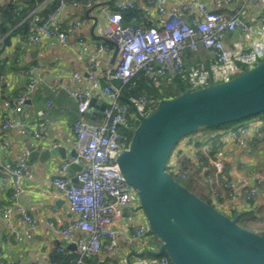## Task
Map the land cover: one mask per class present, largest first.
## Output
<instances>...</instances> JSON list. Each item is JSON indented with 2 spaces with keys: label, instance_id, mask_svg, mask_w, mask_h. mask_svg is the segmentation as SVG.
Here are the masks:
<instances>
[{
  "label": "crops",
  "instance_id": "1",
  "mask_svg": "<svg viewBox=\"0 0 264 264\" xmlns=\"http://www.w3.org/2000/svg\"><path fill=\"white\" fill-rule=\"evenodd\" d=\"M45 1L37 3L32 11L40 13ZM119 1L125 0H90L86 4L77 5L67 3L58 17L67 35L65 47L53 39L36 46L20 34H12L7 44L0 41V58L7 59V70L1 75L0 84V124L4 111L2 99H10L25 88L28 81L26 72L31 67H37L41 83L30 94L20 116L31 127H37L43 118H47L40 139L21 128L4 130L0 127V141L4 139L8 144L7 149L1 153L4 167H0V205H6L12 200L10 169L16 162L25 161L28 169L22 178L23 191L17 200L37 221L31 226L15 214L13 221L18 234L14 236L0 219V260L5 264H74L77 258L75 244L45 224L47 219L58 227H67L74 236L87 237L86 233L72 226L74 215L68 210L66 201L53 183L54 177H64L75 182V175L79 170V164L76 163H70L65 169L60 167L62 161L68 160L75 149L76 137L72 125L78 117L76 101L64 88L89 91L91 99L94 98L93 111H98L100 104L106 102L101 90L91 86L87 73L92 72L101 86L109 83L105 77L106 71L114 65L118 52L117 47L104 38L102 28ZM132 1L135 2L132 9L137 10L147 23L160 25L159 13L155 7L147 11L145 3ZM185 1L187 0H166L163 18L171 21L184 20L186 14L182 12L180 5ZM203 1L209 9L225 15L232 13L241 3L240 0H232L230 3ZM27 5V0H0V11L12 6L18 9ZM242 14L252 24H262L264 0H259L258 5H249ZM223 39L225 45L231 48L246 40L237 32L227 33ZM100 44H105L107 48L98 51ZM185 52L182 53V59L186 70L194 68L198 63L209 65L211 55L203 47L190 50V54ZM109 84L120 88L123 94V87L118 81L113 80ZM85 118L90 120L86 116ZM263 122L258 116L245 120L243 123L247 131L238 133L236 137L229 134V128L207 129L206 132L187 135L174 146L167 166H181L185 160L195 161L191 142H208V137L213 136L216 148L214 157L209 158V165L211 159L221 160L235 191V196L228 202H221L219 208L227 211L230 205L240 206L246 190L264 179V154L254 145L255 138L260 136L259 128L263 126ZM205 170L206 167H203L201 172ZM243 206L250 207L256 215L264 217V191L258 190L253 202ZM111 226L115 230V246L107 248V239H102L98 254L84 256L81 264H128L127 257L129 264H158L157 256L150 255L147 251H156L160 245L159 239L152 235L146 241L129 238L134 227L148 228L142 210L124 211L122 217L114 220Z\"/></svg>",
  "mask_w": 264,
  "mask_h": 264
},
{
  "label": "built area",
  "instance_id": "2",
  "mask_svg": "<svg viewBox=\"0 0 264 264\" xmlns=\"http://www.w3.org/2000/svg\"><path fill=\"white\" fill-rule=\"evenodd\" d=\"M145 3L147 11L155 7L160 17L159 26L141 27L122 22L121 11L132 9L135 2L125 0L116 2L114 10L108 15L103 28L104 38L117 47V59L106 71V79L118 81L121 85H133L134 76L141 74L154 84L166 74L172 76L184 69L182 53L194 51L198 47L207 50L211 59L209 65L198 63L188 70L187 77L191 87H202L210 83H218L241 73L257 64L264 58V21L262 24H252L243 17L242 12L249 5H258L259 0H240L239 7L225 15L209 9L203 0H187L180 8L186 14L184 20L171 21L163 18V5L166 0H137ZM230 3L232 0H216ZM68 2L60 0L55 8L46 16L41 17L32 11L29 21L28 39L36 46L50 39L60 46L67 45V35L61 27L58 17ZM71 5H77L71 2ZM195 14V15H194ZM84 20L82 21V24ZM239 33L244 42H238L234 48L224 43L227 33ZM105 44L98 46V51L106 49ZM37 67L27 70L28 81L24 89L10 99H2L4 111L1 117V129L21 128L33 137L40 139L44 129L43 118L37 127H31L20 116L32 91L41 83L36 72ZM87 76L93 88H99L106 97L107 107L103 110L101 122H89L84 112L88 108L91 94L79 88L65 87L64 90L76 101L78 117L73 122L75 134L76 155L62 161L61 169L70 163L79 164L75 182L64 177H54L53 183L58 188L60 196L66 201L68 210L74 215L72 226L87 234L86 238L74 236L67 227H58L52 220H45L52 230L60 233L64 239L76 246L77 258L74 264H81L84 256L98 254L102 239H107L106 247L113 248L116 244L114 220L122 217L124 211L140 209L138 197L131 185L125 182L116 157L128 147L130 142L131 114L128 105L120 101L121 90L109 83L100 85L97 77L90 71ZM2 76H0V84ZM54 90L57 92L56 88ZM129 105L140 112L145 107H153L155 103L144 95L129 100ZM247 131L245 127L229 131L232 137ZM7 141H0V167H4L1 153L7 149ZM210 166L214 168L212 175H206L212 203L220 206L235 196L232 182L223 169L219 159H211ZM28 164L18 161L10 169L12 200L6 205H0V219L9 231L17 236L18 230L13 216L18 214L21 219L31 226L36 219L17 200L22 193V178L27 172ZM166 169L177 172L181 166L169 164ZM185 177V174L182 173ZM259 182V181H258ZM258 191V185L250 186L245 193V199L253 198ZM149 229L134 227L129 238L134 241H146ZM63 249V248H61ZM158 264H172L166 254L157 256ZM0 264H5L0 260ZM48 264H58L49 262Z\"/></svg>",
  "mask_w": 264,
  "mask_h": 264
},
{
  "label": "water",
  "instance_id": "3",
  "mask_svg": "<svg viewBox=\"0 0 264 264\" xmlns=\"http://www.w3.org/2000/svg\"><path fill=\"white\" fill-rule=\"evenodd\" d=\"M107 105L93 111L92 98L83 115L101 122ZM130 109L138 124L116 162L136 192L149 231L161 241L147 253L166 254L172 264H264V235L241 227L237 214L229 217L198 198L166 169L181 138L264 111V58L230 79L162 98L147 114Z\"/></svg>",
  "mask_w": 264,
  "mask_h": 264
},
{
  "label": "trees",
  "instance_id": "4",
  "mask_svg": "<svg viewBox=\"0 0 264 264\" xmlns=\"http://www.w3.org/2000/svg\"><path fill=\"white\" fill-rule=\"evenodd\" d=\"M42 1L43 0H27L28 5L26 7L17 9L16 7L14 8L12 6L0 11V41H3L4 43L7 44L12 34H20L24 38H28L29 21H30V16L28 15V13L36 7L37 3ZM59 1L60 0H46L42 5L44 7L42 8V10H40V13L38 11L36 12L41 17L46 16L55 8V6L59 3ZM66 1L68 3L76 2L77 4H86L90 2V0H66ZM121 17H122V22L124 24H130V25L132 24L141 27L152 26L150 23L146 22V19L142 17L137 10L134 9H127L121 11ZM140 22L142 23L140 24ZM13 27L15 28L11 32H9L10 29H12ZM185 53L190 54V50H186ZM6 64H7L6 57L0 58V76L6 72L7 70ZM186 69L187 67L185 66L181 73L172 76L166 74L160 79L158 84H154L148 78L144 77L141 74V72H138L134 76L135 83L133 85L131 86L127 84L122 85L123 94L121 93L120 101L128 105V109L132 114L129 105V100L135 97L144 95L150 101H153L156 104L160 99L177 96L186 89L192 90L199 88V87H195V88L191 87V82L187 77L189 69L188 70ZM154 106L145 107L142 113L147 114L151 109L154 108ZM255 116L260 117L262 122L264 121V111L256 115H253V117ZM247 119H249V117L245 119H241L239 121L229 122L216 127H212V129L229 128L231 130L236 131L237 129L244 127L245 123L243 122ZM130 122H131V129L129 132V136L132 135L134 128L138 124L137 119L133 115H131ZM207 129H209V127L207 126L200 127L190 135L196 134L198 132H206ZM259 130H260V136H257L255 138L254 145L264 154V124L261 128H259ZM207 141L208 142L193 140L191 142V145L194 148L195 161H190V160L183 161L181 165L182 169L178 170L177 172H171L172 176L180 184H182L184 187H186L188 190L194 193L198 198L202 199L205 202L213 204V206H215L217 209H219L229 217H232L233 215L237 214L238 215L237 223L241 227L264 235V217H261V215H256L255 212L250 207L243 206V204L245 205L253 202L255 196L247 200L243 198L242 205L240 206L230 205L227 211H224L223 209L219 208L218 205L212 203V199L209 191V183L207 179H205V177L206 175H212L214 172V168L209 165V158L214 157L213 155L216 148V144H215L216 141L215 138H213V136H209ZM199 166L206 167V170L201 172L203 167L200 168ZM182 173L185 174V177L182 176ZM256 184L258 185L259 188L258 190L264 191V179L261 181L259 180V182H257ZM150 233L151 232L149 231V234ZM153 237L159 239L154 234Z\"/></svg>",
  "mask_w": 264,
  "mask_h": 264
},
{
  "label": "rangeland",
  "instance_id": "5",
  "mask_svg": "<svg viewBox=\"0 0 264 264\" xmlns=\"http://www.w3.org/2000/svg\"><path fill=\"white\" fill-rule=\"evenodd\" d=\"M253 117V116H252ZM249 118H251V116L249 117ZM208 130H214V129H212V127H209V129ZM190 135V134H189ZM182 168V167H181Z\"/></svg>",
  "mask_w": 264,
  "mask_h": 264
}]
</instances>
